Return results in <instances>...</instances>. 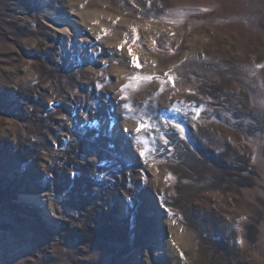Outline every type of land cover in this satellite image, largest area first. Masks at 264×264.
Instances as JSON below:
<instances>
[{"label": "rangeland", "instance_id": "1", "mask_svg": "<svg viewBox=\"0 0 264 264\" xmlns=\"http://www.w3.org/2000/svg\"><path fill=\"white\" fill-rule=\"evenodd\" d=\"M0 264H264V0H0Z\"/></svg>", "mask_w": 264, "mask_h": 264}, {"label": "snow or ice", "instance_id": "2", "mask_svg": "<svg viewBox=\"0 0 264 264\" xmlns=\"http://www.w3.org/2000/svg\"><path fill=\"white\" fill-rule=\"evenodd\" d=\"M125 43H127V42H125ZM119 47L121 48V50H123L124 44L119 45ZM128 52H129V55L132 56V63H133V66H134V67H137V68L142 67V65L139 63V59H138V57H136V56L133 54L131 48L128 49ZM132 79H137V78H136V77H133ZM143 79L151 80L152 78L149 76V77H144ZM173 86H174V81H173Z\"/></svg>", "mask_w": 264, "mask_h": 264}]
</instances>
